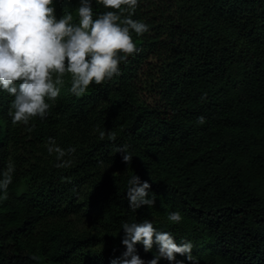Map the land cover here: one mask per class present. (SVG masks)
<instances>
[{"label": "trees", "instance_id": "obj_1", "mask_svg": "<svg viewBox=\"0 0 264 264\" xmlns=\"http://www.w3.org/2000/svg\"><path fill=\"white\" fill-rule=\"evenodd\" d=\"M78 6L54 0L57 18L76 22ZM92 8L94 19L112 10ZM131 18L149 26L132 32L140 51L79 97L65 75L45 118L13 124L14 97L0 90V178L14 166L0 199V264H111L126 250L122 224L145 219L191 242L199 264H264V0H138ZM49 138L75 151L57 160ZM134 174L155 194L136 212ZM136 249L145 264L157 255Z\"/></svg>", "mask_w": 264, "mask_h": 264}, {"label": "clouds", "instance_id": "obj_2", "mask_svg": "<svg viewBox=\"0 0 264 264\" xmlns=\"http://www.w3.org/2000/svg\"><path fill=\"white\" fill-rule=\"evenodd\" d=\"M97 3L112 10L94 19L92 0H79L74 22L72 12L57 18L54 0H0V90L14 97L8 113L13 124L28 125L34 117L45 118L50 108L48 101H55L60 95L65 75L70 76L69 91L79 97L93 83L101 85L119 75L121 62L127 63L128 57L140 51L132 32L143 35L149 26L131 18L138 0H97ZM197 122L203 124L205 118L200 116ZM33 127L27 130L31 132ZM97 130L103 139L105 131ZM108 138L114 141L115 134L109 132ZM47 151L62 160L75 149H61L49 138ZM116 152L124 153L125 163L131 162L126 145L118 146ZM70 165L71 160H66L56 167ZM13 171L10 163L2 173L0 191L4 195L0 199L7 198ZM127 183V200L132 211L154 206L155 194L149 196L151 185L147 181L141 182L134 174ZM168 220L179 224L182 216L172 212ZM121 228L124 233L121 242L126 250L111 264H145L137 254V244L145 252L154 245L157 247V255L147 264H158L162 258L170 264H184L176 259L177 255L190 264H199L192 254L191 242L177 244L170 232L158 231L147 219L125 221Z\"/></svg>", "mask_w": 264, "mask_h": 264}]
</instances>
